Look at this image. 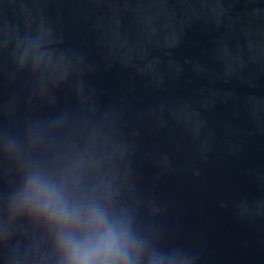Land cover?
I'll return each mask as SVG.
<instances>
[{"label": "water", "instance_id": "obj_1", "mask_svg": "<svg viewBox=\"0 0 264 264\" xmlns=\"http://www.w3.org/2000/svg\"><path fill=\"white\" fill-rule=\"evenodd\" d=\"M39 38L38 70L18 53ZM89 179L191 264H264V0H0V138ZM0 156V197L15 182ZM0 264H47L25 220Z\"/></svg>", "mask_w": 264, "mask_h": 264}, {"label": "clouds", "instance_id": "obj_2", "mask_svg": "<svg viewBox=\"0 0 264 264\" xmlns=\"http://www.w3.org/2000/svg\"><path fill=\"white\" fill-rule=\"evenodd\" d=\"M39 38L18 53L19 66L38 70L48 57ZM37 143L0 138V156L15 182L0 197V239L25 220L38 226L47 244V264H191L179 249H165L117 206L104 186L92 182L84 155L49 162Z\"/></svg>", "mask_w": 264, "mask_h": 264}]
</instances>
